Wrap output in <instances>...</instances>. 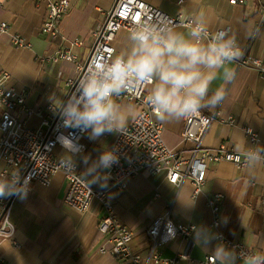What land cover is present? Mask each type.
I'll return each mask as SVG.
<instances>
[{
	"label": "crops",
	"instance_id": "1",
	"mask_svg": "<svg viewBox=\"0 0 264 264\" xmlns=\"http://www.w3.org/2000/svg\"><path fill=\"white\" fill-rule=\"evenodd\" d=\"M71 1L59 31L50 35L43 29L47 15L45 0H0V24L9 25L7 30L0 31V75L7 73L6 86H14L26 95L28 107L34 111L29 116L21 112L20 117L32 129L43 126V119L49 116L48 105L60 108L66 100L70 83L79 76V63L90 56L94 35L103 27L116 2ZM145 1L173 15L183 12L185 17L201 18L211 32L220 27L230 28L241 53L264 61V0L239 4H232L230 0ZM246 25L259 30L254 39L245 36ZM186 27L176 26V29L185 31ZM15 35L24 39V46L14 44ZM128 36L127 30L119 31L113 42L115 53L130 50ZM63 50L72 52L75 60L61 57ZM229 66L235 72L234 79L225 83L218 77L210 88L211 94L217 87H224V101L215 108H201L216 117L204 143L211 148L225 145L237 152H246L253 146L247 129H253L264 139V76L253 67L240 66L237 60ZM118 103L132 109L127 125L130 124L140 108L128 100H118ZM228 117L234 123L223 120ZM162 123L166 144L180 154L187 153L192 143L182 136L184 120ZM115 136L105 134L94 141L84 137L86 151L72 156L83 173L96 164L103 150L112 147ZM257 146L262 149L263 142ZM55 152L61 156L64 150L58 146ZM86 155L87 164L82 163ZM2 164L0 177L9 176L2 173ZM96 173L103 176L105 169L99 166ZM92 178L87 177L90 185L108 191L120 222L134 232L130 246L133 253L141 256L140 264H169L171 259L177 260L176 264H201L208 255L215 256L220 264H243L232 248L216 241L219 230L229 240L244 243L264 257V164L260 160L253 159L244 167L226 160L211 164L198 194L192 180L186 179L177 187L165 172L130 178L122 190L109 180L108 187L101 188L98 183H92ZM67 190L66 178L59 172L50 185L34 182L27 199L23 202L17 199L11 216L16 232L13 239L0 244V257L5 264H124L123 258L99 252L102 245L112 246L98 229L104 214L101 202L94 199L87 211L79 212L64 202ZM216 193L223 195L219 229L214 226L209 204V198ZM166 211L171 212L177 224H193L196 228L188 238L159 245L157 250L162 260L156 262L148 259L153 242L147 229Z\"/></svg>",
	"mask_w": 264,
	"mask_h": 264
},
{
	"label": "built area",
	"instance_id": "2",
	"mask_svg": "<svg viewBox=\"0 0 264 264\" xmlns=\"http://www.w3.org/2000/svg\"><path fill=\"white\" fill-rule=\"evenodd\" d=\"M47 2V15L43 29L50 35L59 31V24L63 16L72 6L71 0H45ZM247 0H230L232 4L245 3ZM167 18L176 26H187L192 16L185 17L183 12L176 15L170 14L162 8L145 0H116L114 6L108 12L103 27L94 35L92 52L90 56L79 63V76L70 83L68 96L75 95L79 82L87 69L91 71V64L97 59H111L115 53L113 42L121 30L129 33L137 21L141 19ZM189 24V25H188ZM8 23L0 24V31L8 29ZM210 31V30H209ZM211 32V31H210ZM14 44L24 46L25 41L20 35H15ZM241 52V51H240ZM60 56L69 60H75V55L63 50ZM237 63L240 66H249L257 69L264 76V61L257 57L241 53ZM86 75V74H85ZM9 75H0V162L3 164L2 173L11 176L20 171L22 176L31 174L30 190L34 182L50 185L56 173H63L68 190L64 202L70 207L85 212L92 201L97 199L101 202L104 214L98 223V229L105 235L107 241H111V248L100 246L99 252L111 253L115 257L125 260L124 264H140L141 256L131 250L130 242L134 232L120 222L116 215L114 203L108 196L106 189H96L88 182L87 177L77 162L76 167L69 169L62 163V157L55 150L61 146L56 141L60 125L59 109L48 105L49 116L43 119V126L32 129L28 127L27 120L20 117L23 112L26 116L33 113L28 107L27 97L16 90L14 86L7 87L6 81ZM148 86L142 85L132 88L122 94L118 100H128L136 104L140 109L134 120L126 126L121 135H116L112 147L118 149L119 164L113 163L105 173L110 174L109 181L119 190L126 187L128 180L140 176L143 173L158 174L165 172L168 180L177 187L186 180H192L195 193L198 194L208 177L209 166L222 160L230 161L238 167L248 165L253 159L246 152H237L225 145L211 148L205 146V137L212 123L216 119L215 114L209 115L200 109L199 114L190 120H184L182 136L192 143V148L187 153H179L170 148L163 137L164 125L157 119L151 107L147 103ZM66 98V99H67ZM234 123V119H223ZM68 134L71 130H63ZM252 141V148L258 152L260 161L264 164V139L253 129H247ZM85 136L79 140L84 146L83 154L87 145L83 142ZM262 141V149L258 143ZM222 193H216L209 198V204L214 214V226L220 227V214ZM17 198L0 199V244L4 240L13 239L16 226L11 216ZM196 227L193 224H177L170 211H166L154 219L149 225L147 232L152 239L153 246L148 254L149 260L161 261L162 257L157 250L159 245L168 244L176 238H188ZM174 229L175 238L169 230ZM216 241L232 248L239 260L244 264L246 257L259 255L254 249L241 242L229 240L223 231L216 234ZM14 242L19 245L17 241ZM176 264L177 260L168 261ZM0 264L5 261L0 257ZM201 264H220L215 256L208 255ZM229 264V263H225Z\"/></svg>",
	"mask_w": 264,
	"mask_h": 264
},
{
	"label": "clouds",
	"instance_id": "3",
	"mask_svg": "<svg viewBox=\"0 0 264 264\" xmlns=\"http://www.w3.org/2000/svg\"><path fill=\"white\" fill-rule=\"evenodd\" d=\"M189 24L185 31H178L167 18L141 19L129 33L130 50L91 64L75 95L64 100L58 110L60 125L55 143L64 150L61 157L65 167H76L72 156L83 151L84 146L78 143L83 136L94 141L105 134L123 133L132 109L118 103V98L136 86H150L147 103L163 122L190 120L203 106L215 108L224 101V87H217L211 94L210 88L218 77L225 83L234 79L235 72L229 65L241 55L237 37L228 27L210 32L201 18H191ZM258 34V29L245 26L247 38L254 39ZM60 129L71 131L65 134ZM248 153L249 158L260 159L256 150L249 149ZM88 159L84 156L82 163L87 164ZM119 159L118 149H105L83 175L92 176V183L107 188L110 174L101 176L96 169H110L113 163L119 164ZM30 180L31 174L22 176L20 171L0 177V199L15 197L23 202L30 191ZM169 231L174 239V229ZM244 264H264V257L251 255Z\"/></svg>",
	"mask_w": 264,
	"mask_h": 264
}]
</instances>
